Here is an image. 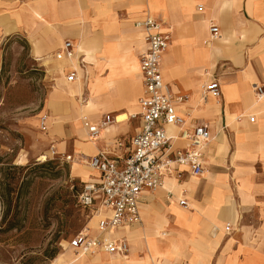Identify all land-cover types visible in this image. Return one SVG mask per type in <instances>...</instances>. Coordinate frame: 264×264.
I'll return each mask as SVG.
<instances>
[{"label": "crops", "instance_id": "1", "mask_svg": "<svg viewBox=\"0 0 264 264\" xmlns=\"http://www.w3.org/2000/svg\"><path fill=\"white\" fill-rule=\"evenodd\" d=\"M146 16L163 22L164 30L171 34V44L162 61L163 79L175 95L190 97L184 104L176 105L177 112L189 128L204 123L211 134L203 176L194 177L181 169L182 180L191 179L182 185L192 182L198 200L192 208L184 196L185 190L180 191L182 198L177 197L178 201L187 200L191 207L175 210L185 236H175L180 225L171 215V208L170 215L177 225L171 234L161 231L166 235L158 237L161 226L156 221L155 200L165 192L178 196L172 182L181 181L168 177L164 189L143 192L142 222L137 225H142L141 229L132 226L117 234V238L126 239L129 244L127 257L104 253L79 256L68 243L75 257L67 264H264V100L257 102L253 91L254 85L264 84V0H0V70L5 40L15 35L26 38L37 59L64 63L56 67L66 80L64 95L72 100L79 98V110L87 109L92 114L72 116L73 128L79 133L73 141L75 157L56 152L72 156V175L81 180V185L98 182L99 173L90 169L87 162L100 151L127 157L130 141L141 129L140 120L132 116L140 113L144 87L139 59L146 44L143 31L135 23ZM211 23L220 29V39L216 41L210 40ZM66 41L73 42L76 49L72 60L57 56ZM76 61L84 68L77 66ZM74 67L78 79L69 83L67 75ZM123 78L129 86L120 84ZM86 82L92 97L83 104ZM215 82L221 90L219 99L204 93ZM77 85L81 86L79 95ZM125 89L134 92V96H127ZM118 94H123V103L111 111L118 113L117 121L102 132L97 142H92L84 123H97L109 114L99 116L98 112L108 105V98ZM54 102L52 98L50 105ZM89 102H93L92 106ZM250 116L255 118L254 122ZM39 122L42 130L41 118ZM51 123L48 117L47 130L42 131L48 133ZM54 124L61 127L62 122L57 119ZM73 132L70 130L71 136ZM167 132L172 137L180 134L176 127H168ZM125 133L133 136L123 140L121 134ZM118 141L124 143L122 149H114ZM187 145L188 142L179 140L175 146ZM58 146L60 151L67 147L66 142ZM231 180L238 187L237 199L232 194ZM154 195L157 197L151 199ZM245 210L252 211L257 220L242 224ZM91 219L88 225L95 233L98 219ZM228 225L234 230L232 233L240 225L242 233L225 238L222 233L230 235L226 233ZM214 228L219 231L214 232ZM149 239H154L153 248Z\"/></svg>", "mask_w": 264, "mask_h": 264}, {"label": "rangeland", "instance_id": "2", "mask_svg": "<svg viewBox=\"0 0 264 264\" xmlns=\"http://www.w3.org/2000/svg\"><path fill=\"white\" fill-rule=\"evenodd\" d=\"M62 64L60 62L58 65ZM58 65L32 55L23 35L5 40L0 70V264H66L75 257L68 248L69 239L83 230L92 218L91 212L79 206L81 180L73 177L72 162L63 161L60 156L52 154V150H55L75 157L73 141L79 138V133L73 128L72 116L75 113L78 116L92 114L87 109L83 112L79 110V98L72 100L64 95L66 80L58 73ZM206 79L209 80V76ZM121 80L120 84L129 86L125 78ZM83 86L84 103L91 99L92 94L88 82ZM124 93L131 96L134 92L125 89ZM123 94L108 98V105L101 107L98 115L109 113L115 119L118 113L111 111L121 106ZM52 98H55V102L50 105ZM187 98L188 101L190 97ZM44 115L50 117L52 122L48 133L40 129L39 118ZM57 119L61 120V127L54 124ZM70 130L74 131L75 137L71 136ZM121 136L123 140H128L133 134ZM62 142H66L65 151L59 150L58 145ZM44 156L47 157L46 161L42 159ZM219 163L224 166L220 160ZM190 180L181 179V184L172 182L174 193L178 196L165 192L155 200L158 206L154 209L158 212L156 221L161 226L158 237L165 236L166 232L171 234L176 221L178 223L175 210H183L177 199L181 197L180 191L185 190L184 196L188 197L192 208L198 200L195 189L191 187L192 182L182 185L183 181ZM230 183L232 194L237 199L236 181L231 180ZM9 189L12 190L10 195L7 193ZM155 197L157 195L151 199ZM171 208H174L171 215L176 221L170 215ZM243 213L242 224L245 222L248 225L257 220L252 211L245 210ZM141 226L135 227V230L141 229ZM241 233L240 225H236L234 233L222 234L225 238H232ZM175 236H185L181 225L175 231ZM149 242L150 248H153L154 239H149Z\"/></svg>", "mask_w": 264, "mask_h": 264}, {"label": "built area", "instance_id": "3", "mask_svg": "<svg viewBox=\"0 0 264 264\" xmlns=\"http://www.w3.org/2000/svg\"><path fill=\"white\" fill-rule=\"evenodd\" d=\"M203 9V6H199ZM164 23L146 16L135 23V27L144 33L145 52L140 56V72L143 79V95L139 100L140 113L132 116L139 119L141 129L130 141L131 149L125 158H118L108 151H100L92 157L87 165L100 175L98 182L85 183L80 186L78 203L83 209L97 217L96 232L87 225L74 234L68 241L69 247L79 256H96L104 253L110 256L127 257L130 247L126 239L117 238V234L128 227L141 224L140 204L144 191H153L164 187L166 178H183L182 168L192 176L201 177L205 173V155L211 142L208 125L195 123L193 128L181 116L176 105L187 102V96L175 95L170 86L164 82L162 61L164 53L171 44V34L163 28ZM220 39V29L215 23L210 26V40ZM59 58L74 59L76 49L71 41H66ZM83 64V62H82ZM84 65V64H83ZM77 69L74 67L67 75V81L77 80ZM253 91L257 100L264 99V84L254 85ZM205 94L221 97L217 82L204 89ZM250 121L255 118L250 116ZM48 117H41V128L47 130ZM115 122L110 114L99 122L84 123L91 140L97 141L102 132ZM168 127L179 129L178 136H169ZM188 142L185 148H177L176 142ZM124 143L118 141L114 149H122ZM54 149V148H53ZM63 161H73L72 156L58 154ZM183 207H188L187 200H180ZM92 220V219H91ZM214 228V232H218ZM234 230L230 225L226 233Z\"/></svg>", "mask_w": 264, "mask_h": 264}, {"label": "bare ground", "instance_id": "4", "mask_svg": "<svg viewBox=\"0 0 264 264\" xmlns=\"http://www.w3.org/2000/svg\"><path fill=\"white\" fill-rule=\"evenodd\" d=\"M79 48H81V46H80ZM86 55H87V54H86ZM164 55H165V53H164ZM75 63H76L77 66L80 65V67H83V68H84V66L81 65L80 62H77V61H76ZM133 63H134V62H133ZM74 65H75V64H74ZM132 68H135V66H134V67L132 66ZM132 68H131V69H132ZM131 69H130V70H131ZM86 72H87V71H86ZM109 84L112 85V82H110ZM75 90H76V89H75ZM76 91L78 92V95H79V92L81 91V86H80V85H77V90H76ZM74 94H76V92H75ZM71 95H72V94H71ZM80 97H81V96H80ZM80 99H81V98H80ZM263 100H264V99H263ZM80 101H81V100H80ZM91 101H92V100H91ZM256 101H257V102H261L262 100L259 101V100L256 99ZM92 103H93V102H92ZM92 103L89 102V106H92ZM83 104H84V103H83ZM123 116H124V115H123ZM116 121H117V119L115 118V122H116ZM115 122H114V123H115ZM88 137H89V135H88ZM89 139H90V137H89ZM90 140H91V139H90ZM91 141H92V142H97V141H94V140H91ZM42 159H43L44 161H46V160H47V157H42ZM89 168H90V167H89ZM90 169H91V168H90ZM170 179L177 180V179H175V178H170ZM165 186H166V183H165V185H164V187H163L162 189H164ZM183 208L186 209V210H189V209H190V205L188 204V207H183ZM74 262H75V261H74ZM66 264H67V263H66Z\"/></svg>", "mask_w": 264, "mask_h": 264}, {"label": "trees", "instance_id": "5", "mask_svg": "<svg viewBox=\"0 0 264 264\" xmlns=\"http://www.w3.org/2000/svg\"><path fill=\"white\" fill-rule=\"evenodd\" d=\"M14 167V166H13ZM10 186V185H9ZM11 189H9V190H7V193H8V195H10V193H11Z\"/></svg>", "mask_w": 264, "mask_h": 264}]
</instances>
